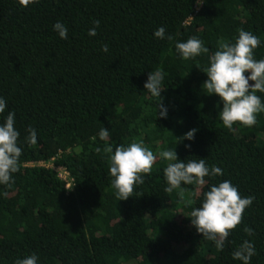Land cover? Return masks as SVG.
<instances>
[{
  "label": "trees",
  "instance_id": "1",
  "mask_svg": "<svg viewBox=\"0 0 264 264\" xmlns=\"http://www.w3.org/2000/svg\"><path fill=\"white\" fill-rule=\"evenodd\" d=\"M197 1L37 0L22 7L0 0V97L7 102L0 124L15 114L22 148L14 182L0 185V264L33 253L37 264H243L232 253L245 240L255 248L250 264H264V112L251 127L228 129L220 97L202 88L217 42L235 43L240 29L260 39L254 58L264 59V0ZM95 20L97 34L89 36ZM58 21L67 39L54 30ZM161 26L164 39L154 36ZM191 37L209 52L185 60L175 45ZM156 70L164 74L166 118L158 115L161 97L144 88ZM256 94L264 103V93ZM29 127L37 133L31 146ZM191 129L194 139L177 143ZM133 141L157 159L133 196L118 201L104 149L114 153ZM169 149L223 175L206 176L202 186L182 182L181 201V189L165 191L168 162L159 153ZM39 161L63 167L70 185L52 167L27 165ZM224 180L254 200L221 251L188 216Z\"/></svg>",
  "mask_w": 264,
  "mask_h": 264
},
{
  "label": "clouds",
  "instance_id": "2",
  "mask_svg": "<svg viewBox=\"0 0 264 264\" xmlns=\"http://www.w3.org/2000/svg\"><path fill=\"white\" fill-rule=\"evenodd\" d=\"M35 2L37 0H19L22 7ZM93 23L95 27L89 30V36L97 34L96 28L99 27L100 21L95 20ZM54 30L58 32L60 38L67 39L68 30L64 24L56 22ZM154 36L164 39L165 28L161 26L156 29ZM168 39L171 37L169 36ZM217 43L218 50L209 56V66L203 70L207 74V79L203 82L202 88L206 94L218 95L223 102L220 119L225 127L231 129L237 122L251 127L256 123V115L264 112V103L256 94L264 93V59L254 58V49L261 41L256 35L240 29L235 43H229L224 39ZM175 47L185 60L209 52L203 42L196 37H191L186 42H178ZM102 50L107 52L108 46L103 45ZM163 78L164 74L161 70L150 71L144 88L152 96L161 97ZM161 101L162 97L157 102L158 115L166 118L167 109ZM6 106L7 102L0 97V113L5 111ZM14 123L15 114L9 112L5 121L0 124V185L5 186H10L14 182L13 174L20 169L22 148L18 144L20 133L14 127ZM27 132L25 142L30 146L35 145L37 143L35 129L29 127ZM195 132L196 129H191L182 137H177V143L183 139H194ZM108 136L107 128L100 130V139L105 140ZM104 151L111 154L109 173L113 177L112 186L116 190L117 200H127L133 196L134 186L144 183L142 174H151L157 158L152 150L144 146L143 141H133L127 147L117 146L114 153L109 145ZM159 155L168 162L163 169L168 184L165 191L168 193L174 189H181L182 182L184 184L195 182L202 186L205 184L206 176L223 175L221 168L215 165L209 168L204 159L187 162L180 160L173 149L161 151ZM178 195L181 201H184V190L181 189ZM253 200L252 196L242 197L231 181L224 180L218 185H212L210 190L203 193L201 206L194 208L188 217L191 218V224L196 231L206 239L214 241L216 248L222 251L230 232L241 223L245 209L251 206ZM244 231L248 235L253 234L251 228L245 227ZM255 254L254 245L245 240L232 256L243 264H250L251 257ZM37 262L38 256L33 253L23 259H17L15 264H37Z\"/></svg>",
  "mask_w": 264,
  "mask_h": 264
},
{
  "label": "built area",
  "instance_id": "3",
  "mask_svg": "<svg viewBox=\"0 0 264 264\" xmlns=\"http://www.w3.org/2000/svg\"><path fill=\"white\" fill-rule=\"evenodd\" d=\"M201 0H198L197 1V4L200 3ZM33 164H36V165H42V166H46V167H52V169L56 172V175L59 179L63 180L65 182V187H68L70 185V178L68 176V173L67 171L61 167V166H52V164L50 162H42V161H39V162H36V163H27V165H33Z\"/></svg>",
  "mask_w": 264,
  "mask_h": 264
}]
</instances>
